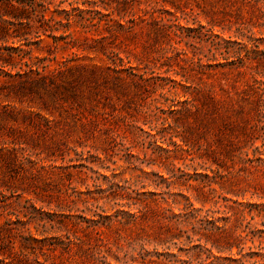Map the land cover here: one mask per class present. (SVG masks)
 I'll return each mask as SVG.
<instances>
[{"label":"rangeland","instance_id":"obj_1","mask_svg":"<svg viewBox=\"0 0 264 264\" xmlns=\"http://www.w3.org/2000/svg\"><path fill=\"white\" fill-rule=\"evenodd\" d=\"M45 1L58 40H0L48 65L0 76V264H264V0Z\"/></svg>","mask_w":264,"mask_h":264},{"label":"trees","instance_id":"obj_2","mask_svg":"<svg viewBox=\"0 0 264 264\" xmlns=\"http://www.w3.org/2000/svg\"><path fill=\"white\" fill-rule=\"evenodd\" d=\"M48 4L45 0H0V40L7 41L11 37L9 26L19 25L23 28L24 32L17 33L14 37H25L27 42L23 43V46L31 47L34 44L40 45L43 43V35L53 37L58 40V37L53 35L54 27L51 25L53 17L47 19L45 13L49 10ZM55 12H59L58 9ZM59 14V13H58ZM68 20L70 21V15L68 14ZM39 22V25L35 28L37 41H30L28 36L33 32V22ZM30 50H26L23 47H0V76L14 77L13 70L20 65V70L16 73L19 77L31 73L36 74L39 79L47 77L48 65L44 63L46 59L32 57ZM26 67L27 69H23ZM264 97V94L260 95V99ZM6 255L5 252L0 251V255ZM6 258L0 260L1 263L5 262Z\"/></svg>","mask_w":264,"mask_h":264}]
</instances>
